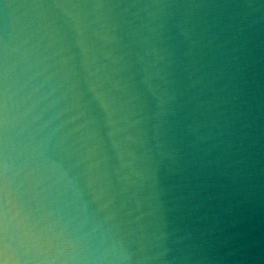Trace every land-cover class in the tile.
Here are the masks:
<instances>
[{
  "label": "water",
  "instance_id": "95a60500",
  "mask_svg": "<svg viewBox=\"0 0 264 264\" xmlns=\"http://www.w3.org/2000/svg\"><path fill=\"white\" fill-rule=\"evenodd\" d=\"M0 264H264V0H0Z\"/></svg>",
  "mask_w": 264,
  "mask_h": 264
}]
</instances>
